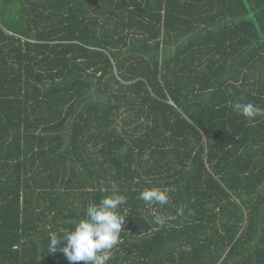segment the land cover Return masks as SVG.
I'll list each match as a JSON object with an SVG mask.
<instances>
[{"label": "trees", "instance_id": "16d2710c", "mask_svg": "<svg viewBox=\"0 0 264 264\" xmlns=\"http://www.w3.org/2000/svg\"><path fill=\"white\" fill-rule=\"evenodd\" d=\"M236 101L264 108V0H0V264H70L49 233L113 182L109 264H264V116Z\"/></svg>", "mask_w": 264, "mask_h": 264}, {"label": "clouds", "instance_id": "9594fccd", "mask_svg": "<svg viewBox=\"0 0 264 264\" xmlns=\"http://www.w3.org/2000/svg\"><path fill=\"white\" fill-rule=\"evenodd\" d=\"M232 108L239 115L248 120L257 116H264V108L251 102L236 101ZM113 195L104 197L99 204L87 206L83 219L73 228L63 234L49 233V252L60 251L70 264H109L113 259V249L120 242V234L126 214L119 209L126 204V197L118 195L119 187L113 182L111 185ZM138 199L148 204L166 205L169 203L167 192L158 188L144 189ZM166 217L157 218L156 223L163 225ZM63 242V247L58 245Z\"/></svg>", "mask_w": 264, "mask_h": 264}, {"label": "rangeland", "instance_id": "374dc122", "mask_svg": "<svg viewBox=\"0 0 264 264\" xmlns=\"http://www.w3.org/2000/svg\"><path fill=\"white\" fill-rule=\"evenodd\" d=\"M124 115H122V117H123Z\"/></svg>", "mask_w": 264, "mask_h": 264}]
</instances>
